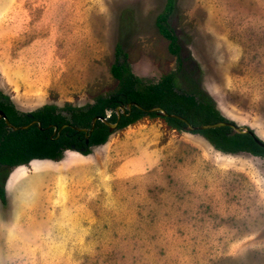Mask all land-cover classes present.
<instances>
[{
    "label": "rangeland",
    "instance_id": "1",
    "mask_svg": "<svg viewBox=\"0 0 264 264\" xmlns=\"http://www.w3.org/2000/svg\"><path fill=\"white\" fill-rule=\"evenodd\" d=\"M166 0H0V91L18 112L93 103L117 85L119 43L146 82L176 71ZM186 69L264 143V0H174ZM0 264H264V157L223 153L143 116L83 155L13 168Z\"/></svg>",
    "mask_w": 264,
    "mask_h": 264
},
{
    "label": "trees",
    "instance_id": "2",
    "mask_svg": "<svg viewBox=\"0 0 264 264\" xmlns=\"http://www.w3.org/2000/svg\"><path fill=\"white\" fill-rule=\"evenodd\" d=\"M174 8V0H166L163 10L157 14L155 24L159 32L168 40V49L175 55L176 71L162 75L154 82H146L135 75L126 60V53L119 43L114 48L115 59L110 66L111 75L117 80L116 87L99 96L93 103L73 105L65 102L61 107L43 104L31 112H18L8 97L0 91V110L8 121L15 125H27L13 131L5 127L0 119V201L6 203L5 183L10 171L20 165H27L34 159L58 161L66 150H74L86 155L91 146L102 145L110 134L108 127L96 120L88 143L82 129H88L93 117H104L107 110H114L120 104L134 102L129 115L121 116L117 128H123L143 116H157L150 112L152 107H160L173 116L162 117L176 130H183L187 123L193 126L214 122H231L219 110L215 100L209 96L198 81L187 78L184 88L176 84L177 74L186 69L199 71L185 65L180 53V44L169 16ZM198 82V83H197ZM115 116L112 114L111 120ZM34 121L33 124H29ZM79 128L80 130H77ZM56 129V133L54 130ZM214 149L223 153L247 152L264 157V148L254 134L235 133L229 135L228 126L197 129Z\"/></svg>",
    "mask_w": 264,
    "mask_h": 264
},
{
    "label": "water",
    "instance_id": "3",
    "mask_svg": "<svg viewBox=\"0 0 264 264\" xmlns=\"http://www.w3.org/2000/svg\"><path fill=\"white\" fill-rule=\"evenodd\" d=\"M133 105L138 107V105L136 103L128 102L126 104H120V105L116 106L115 107V111H116V113H119V111L125 112V110L130 111L131 107ZM149 111L150 112H156V114L158 116H161V117L173 116L171 114H168L164 109H162L160 107H157V106L150 108ZM106 117H99V116L93 117L90 127L88 129H86V128L82 129L84 131V133L86 134V137H88L89 134L91 133V131L93 130L96 120L97 119H101L102 121L107 123ZM0 118H3L4 121H5V126L8 129H11L13 131H16L17 129H24V128L27 127V125L15 126V125L11 124L2 111H0ZM226 124L231 127L229 135H234L235 133H246V132H249V130L245 126H239V125H235V124H232V123H226V122H214V123H209V124H202V125H199V126H193L190 123H187L183 130L187 131V132H190V131L197 130V129L214 128V127H219V126L226 125ZM107 125L109 126V131L110 132H113V130H115V128H116V123H107ZM77 130H80V129L77 128Z\"/></svg>",
    "mask_w": 264,
    "mask_h": 264
},
{
    "label": "flooded vegetation",
    "instance_id": "4",
    "mask_svg": "<svg viewBox=\"0 0 264 264\" xmlns=\"http://www.w3.org/2000/svg\"><path fill=\"white\" fill-rule=\"evenodd\" d=\"M131 109H132V107H131ZM1 111V110H0ZM107 113H106V115L104 116V117H106V120H107V123H116V128H117V125H118V122H119V120H120V118H121V116H124V115H129L130 114V112H131V110L130 111H128V110H125V112H121V111H119V113H116V111H115V108H114V110H107L106 111ZM28 113V112H27ZM112 114L115 116V119H114V121H112L111 120V116H112ZM0 119H3V118H0ZM4 120V119H3ZM98 120H101V119H98ZM102 121V120H101ZM107 127H108V130H109V126L107 125V123L106 122H104V121H102ZM4 123H5V121H4ZM34 123V121H31L29 124H33ZM226 123H232V124H234L232 121L231 122H226ZM95 125V124H94ZM222 126H228L229 128H230V130H231V127L229 126V125H222ZM6 127V126H5ZM246 127V126H245ZM7 128V127H6ZM115 128V129H116ZM248 130H249V132L251 133V134H254V132L250 129V128H248V127H246ZM8 129V128H7ZM94 129V128H93ZM83 131V130H82ZM193 131H195V130H193ZM54 132L56 133L57 131H56V129L54 130ZM84 132V131H83ZM92 132V131H91ZM249 132H246V133H249ZM91 134V133H90ZM90 134H89V136H90ZM229 134V133H228ZM243 134V133H242ZM255 135V134H254ZM84 136H85V140H84V142H85V144H87L88 143V139H89V136L88 137H86V134L84 133ZM256 136V135H255ZM256 140L259 142V144L261 145V146H263L264 145V143L261 141V140H259L258 138H257V136H256ZM98 146V145H97ZM92 147V146H91ZM263 148H264V146H263ZM74 151V150H73ZM76 152H78V151H76Z\"/></svg>",
    "mask_w": 264,
    "mask_h": 264
}]
</instances>
